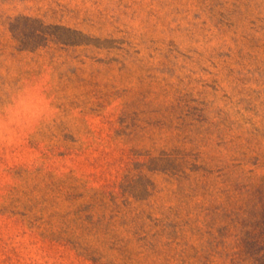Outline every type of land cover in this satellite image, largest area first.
Wrapping results in <instances>:
<instances>
[{
	"label": "rangeland",
	"instance_id": "374dc122",
	"mask_svg": "<svg viewBox=\"0 0 264 264\" xmlns=\"http://www.w3.org/2000/svg\"><path fill=\"white\" fill-rule=\"evenodd\" d=\"M0 264H264V0H0Z\"/></svg>",
	"mask_w": 264,
	"mask_h": 264
}]
</instances>
